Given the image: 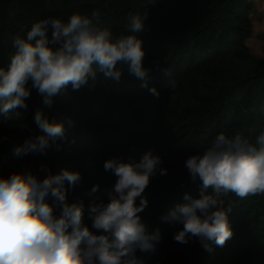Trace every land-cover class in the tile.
I'll list each match as a JSON object with an SVG mask.
<instances>
[{"label":"trees","instance_id":"obj_1","mask_svg":"<svg viewBox=\"0 0 264 264\" xmlns=\"http://www.w3.org/2000/svg\"><path fill=\"white\" fill-rule=\"evenodd\" d=\"M145 11L147 30L136 35L143 40L144 67L150 69L148 87L128 73L127 65L118 64L119 83L97 70L95 82L75 91L69 85L51 108H44L50 120L63 123L67 139L56 141L46 154L17 156V147L41 134L34 114L43 107L42 97L33 88L26 110L0 113V178L31 173L43 180L49 172H80L75 187L65 184L67 201L84 203V224L99 235L88 208L93 201L108 202L105 190L116 182L104 162L113 157L139 161L153 149L167 174L151 178L143 194L148 206L138 215L151 231L159 228L162 239L155 252L137 250V257L144 264H264V194L225 197L232 203L233 236L223 247L213 243L211 251L194 238L176 242L182 225L162 220L185 202V193L199 195L200 182L194 183L184 167L188 157L202 153L221 132L239 133L253 143L264 132V0H157L154 5L149 0H0V68L10 66L13 38L26 37L41 19L67 22L77 12L94 22L98 17L97 27L119 36L133 34L129 14ZM153 86L158 97L149 91ZM97 184L99 191L90 196ZM46 199L59 217L54 198Z\"/></svg>","mask_w":264,"mask_h":264},{"label":"clouds","instance_id":"obj_2","mask_svg":"<svg viewBox=\"0 0 264 264\" xmlns=\"http://www.w3.org/2000/svg\"><path fill=\"white\" fill-rule=\"evenodd\" d=\"M156 2L149 0V5ZM148 15L147 11L129 14L130 35L113 36L109 28L96 26L98 17L94 22L74 12L67 22L59 17L41 19L32 24L26 37L13 38L16 50L10 66L0 68V113L26 110L33 88L43 105L34 114L41 134L17 147L15 155L46 154L56 141L67 139L63 123L50 120L44 108H51L54 97L69 85L79 90L89 80L95 82L98 71L119 83L120 64L128 66V73L141 80L142 87H148L150 69L144 67L143 40L136 35L147 30ZM171 87H176L175 81ZM149 91L159 96L155 86ZM21 127L27 128V124ZM162 163L153 149L145 151L139 161L113 157L104 162V170L116 182L105 190L108 202L93 201L88 208L92 228L102 232L99 235L84 224V203L67 201L65 184L75 187L82 179L80 172H49L43 180L31 173L0 178V264H144L137 250L155 252L162 236L159 228L151 231L138 214L148 206L143 194L151 178L167 174ZM184 167L194 183L200 182L199 195L185 193V202L162 220L182 225L174 234L176 242L187 244L194 238L208 251L213 243L223 247L233 236L228 217L232 203L225 197L230 193L241 199L264 194V132L254 143L239 133L229 137L221 132L202 153L188 157ZM99 189L98 184L93 186L89 195ZM49 196L61 208L59 217L54 215V205L47 202Z\"/></svg>","mask_w":264,"mask_h":264}]
</instances>
